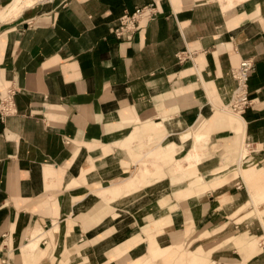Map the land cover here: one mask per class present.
<instances>
[{"label":"crops","instance_id":"0c3cea01","mask_svg":"<svg viewBox=\"0 0 264 264\" xmlns=\"http://www.w3.org/2000/svg\"><path fill=\"white\" fill-rule=\"evenodd\" d=\"M151 1L46 0L1 22L0 264H264V0H161L132 37L111 31ZM180 142L202 149L197 179L165 167L104 200Z\"/></svg>","mask_w":264,"mask_h":264},{"label":"built area","instance_id":"2783aa9c","mask_svg":"<svg viewBox=\"0 0 264 264\" xmlns=\"http://www.w3.org/2000/svg\"><path fill=\"white\" fill-rule=\"evenodd\" d=\"M161 0H152L145 6H137L133 11H126L117 20L111 31L118 38L132 37L144 21H153L159 14V2ZM1 6V5H0ZM193 52L189 49L179 53L177 58L179 62H186L192 58ZM254 59L243 58L240 64L232 70V76L236 81V87L229 107L232 111L242 114L251 106L252 100L249 93V80L254 70ZM16 89L9 87L6 89V95L0 103V118L4 119L16 113L14 97Z\"/></svg>","mask_w":264,"mask_h":264},{"label":"rangeland","instance_id":"374dc122","mask_svg":"<svg viewBox=\"0 0 264 264\" xmlns=\"http://www.w3.org/2000/svg\"><path fill=\"white\" fill-rule=\"evenodd\" d=\"M43 1H46V0H27V2H25V3L21 2L19 7L16 9L18 11H15L11 16L8 17V19L6 21H9V20H12V19L18 17L19 15L22 14V12L24 10H26L27 8L31 7V6L30 7H26V6H29V5L34 4V3H35L34 5H36L37 3H40V2H43ZM4 6H6V5L3 4L2 6H0V10ZM228 111H230L232 113H235V114H238V113H236V112H234L232 110H228ZM211 138H212V136L208 135L206 137H203L201 139V142L205 143V145L206 144H210V142H211L210 139ZM187 142L177 143V147H175L173 150L177 149L178 152H173L172 151L173 153L171 152L172 153L171 155L169 154V156H167L165 158H162V159H153V158H149L147 155L142 154L141 156H142L143 159H142L141 165L139 167H136V168H130V173H129L130 176H129V178L124 179L126 181L125 182V185H126L125 190H124V187H122V185H124V184H122V185H120V187H122V188H120L121 190L116 195L111 197L109 200H107V199H104V200L110 201L112 199L118 198L123 193H127V192H130V191L134 190L135 188H137L140 185L148 184V183H151V182H153L155 180L164 178L166 176L165 167L169 168V172L170 173L179 172L182 175V178H184V179H186V177H187L186 173H188V171L190 169H193V172H192L191 176L194 179H197V177L200 174H199L198 169H197V165L196 164H197L198 160L196 161V159H195L196 155L195 154L197 152H199V151L201 152L202 149L199 148L198 146H192V150L187 151L185 153L184 150L186 149L185 146H186ZM169 144H170L169 141H166L163 144H158L157 143L154 146H152V148L150 150H148V151H152L153 149H155L156 146H158L159 148H162V147L163 148H165V147L167 148V147H169ZM143 145H141L142 148H143ZM243 146H242V148H243ZM142 148H140V149L143 151ZM213 150L214 151L216 150L215 147L213 148ZM177 154H179L178 156H180V157H178V159L176 158ZM183 154H185V155L182 156ZM137 159L138 158H136V161H137ZM136 165H138V162H136ZM170 166H173L172 169H170ZM136 171H137V174H136ZM140 171H141V173L139 174ZM122 179H120L118 181H115L112 184H118L121 181H123ZM37 240H39V238ZM258 242H259V240L257 241V243ZM37 243H39V241H37Z\"/></svg>","mask_w":264,"mask_h":264},{"label":"bare ground","instance_id":"6f19581e","mask_svg":"<svg viewBox=\"0 0 264 264\" xmlns=\"http://www.w3.org/2000/svg\"><path fill=\"white\" fill-rule=\"evenodd\" d=\"M21 2H27V0H13L11 3H9L8 5L4 6L1 10H0V23L7 20L9 16H11L16 10ZM228 108L229 105H228ZM239 115L240 114H236Z\"/></svg>","mask_w":264,"mask_h":264}]
</instances>
